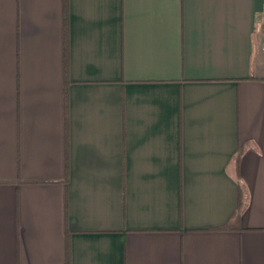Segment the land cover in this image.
<instances>
[{
    "label": "crops",
    "instance_id": "1",
    "mask_svg": "<svg viewBox=\"0 0 264 264\" xmlns=\"http://www.w3.org/2000/svg\"><path fill=\"white\" fill-rule=\"evenodd\" d=\"M63 10L0 0V264H264V0Z\"/></svg>",
    "mask_w": 264,
    "mask_h": 264
},
{
    "label": "trees",
    "instance_id": "2",
    "mask_svg": "<svg viewBox=\"0 0 264 264\" xmlns=\"http://www.w3.org/2000/svg\"><path fill=\"white\" fill-rule=\"evenodd\" d=\"M63 2H64V10H63V12H64V15H66V0H63ZM64 21L66 22V16H64Z\"/></svg>",
    "mask_w": 264,
    "mask_h": 264
},
{
    "label": "built area",
    "instance_id": "3",
    "mask_svg": "<svg viewBox=\"0 0 264 264\" xmlns=\"http://www.w3.org/2000/svg\"><path fill=\"white\" fill-rule=\"evenodd\" d=\"M261 50H262V52L264 53V45L262 46Z\"/></svg>",
    "mask_w": 264,
    "mask_h": 264
}]
</instances>
